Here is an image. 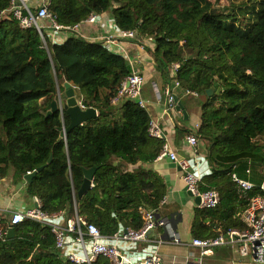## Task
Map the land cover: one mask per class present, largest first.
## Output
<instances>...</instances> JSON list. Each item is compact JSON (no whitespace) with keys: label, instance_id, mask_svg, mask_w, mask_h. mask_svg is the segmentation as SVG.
I'll use <instances>...</instances> for the list:
<instances>
[{"label":"trees","instance_id":"trees-1","mask_svg":"<svg viewBox=\"0 0 264 264\" xmlns=\"http://www.w3.org/2000/svg\"><path fill=\"white\" fill-rule=\"evenodd\" d=\"M10 1L0 0V179L9 169L19 181L46 166L26 187L41 211L62 212L64 221L76 213L107 237L139 230L145 211L160 218L163 178L129 167L155 161L163 142L149 135L150 117L135 101L111 103L131 74L128 60L80 36L53 40L45 29L41 38L34 28L1 17ZM50 11L64 26L110 13L118 31L135 32L154 45L147 50L162 76L179 65L176 79L196 94L200 119L194 132L182 134L195 135L206 153L210 173L201 178L200 190L215 189L220 198L215 209L194 210L192 237L245 229L249 200L264 193L243 192L232 175L248 180L249 167L264 172V0H52ZM65 84L97 116L61 138L68 115L48 113L59 95L65 102ZM91 168L90 187L79 197L84 171ZM2 227L14 236L0 240V264H75L56 249L49 227L31 220ZM91 264L112 262L98 256Z\"/></svg>","mask_w":264,"mask_h":264},{"label":"crops","instance_id":"crops-1","mask_svg":"<svg viewBox=\"0 0 264 264\" xmlns=\"http://www.w3.org/2000/svg\"><path fill=\"white\" fill-rule=\"evenodd\" d=\"M43 25H46V22H43ZM119 33L120 31L115 28L112 22L110 13L96 15L94 23L85 22L78 29L80 37L90 42L102 43L109 51L122 55L132 62V65L141 72L144 78L142 97L150 119L159 123L164 131L166 141L178 157H183L189 162L192 173L200 178L209 174L210 166L205 157L203 145L198 144L196 153H194L185 142L186 135L182 134L184 130L194 132L200 122L197 98L187 94L181 88H176L173 94L186 115L177 112L176 109L174 112L165 113V87L169 85L170 80L155 69L154 62L147 50V48L153 49L154 45L138 35L131 40L121 39L118 37ZM109 36L114 39V44L103 41V38ZM64 37L66 36L55 34V38L61 41L65 39ZM117 46H120L121 50ZM158 93L159 95H157ZM142 167L156 172L163 178L166 185L165 203L161 207L160 217L165 225L153 229L144 241L117 244L116 246L125 255L127 261L138 262L156 254L162 264H260L250 257L240 256L236 249L230 246L217 247L212 254L201 255L200 250L191 245L193 239L191 227L197 205L194 203V198L185 189L179 167L167 158H156L149 164L130 166L129 170ZM245 176L248 181L254 179L261 183L264 172L258 167H249ZM13 177L14 171L9 169L7 175L0 179V226L9 223L13 213H25L36 207V197H30L27 194V185L23 183V178L18 181ZM242 220L244 222L243 218ZM57 222L60 225L65 223L62 216L58 218ZM174 239L179 243H174ZM87 248H90L89 243ZM70 251L81 253L80 247L74 244L71 235L66 234L65 245L61 253L66 255Z\"/></svg>","mask_w":264,"mask_h":264},{"label":"built area","instance_id":"built-area-1","mask_svg":"<svg viewBox=\"0 0 264 264\" xmlns=\"http://www.w3.org/2000/svg\"><path fill=\"white\" fill-rule=\"evenodd\" d=\"M52 0H11L10 8L3 12L2 15H10L15 19L19 26L23 29L34 28L41 38H43L42 30L51 29L53 33H63L66 36H79L78 29L83 23H94L96 15H90L86 20L74 26H64L57 22L56 16L50 11V4ZM46 21L48 25L45 27L41 22ZM136 33L132 31H120L118 37L121 39H134ZM105 43L114 44V39L109 36L103 38ZM121 50L120 46H117ZM131 74L124 77L117 89L115 97L112 99V105L118 104L120 100L129 99L137 103L141 109L146 108V103L142 97V87L144 85V78L139 70H137L132 62L129 61ZM179 69L178 64H172L168 67L169 85L165 87V113L174 112L176 109L174 89H180V84L176 79V74ZM187 94L196 96L195 93ZM159 95V93L157 94ZM146 110V109H145ZM148 133L151 137L163 141V145L158 159L167 158L179 167L182 174V180L186 191L192 198L198 197L199 204L197 208L211 210L215 209L219 202V194L215 189L206 191L200 190L201 178L190 171L189 162L183 158L178 157L165 138L164 131L159 123L153 119L149 121ZM185 142L188 147L196 153L198 145L197 137L193 134L185 137ZM233 181L243 191L249 192L253 188H258L260 192L264 193V176L259 185L252 182L238 178L232 175ZM36 207L26 211L25 213H13L10 218V225L19 224L25 220H31L42 226L50 228L52 234L55 236L57 250H63L65 245L66 234L75 235L74 244L78 245L81 253L74 251L68 252L64 255L67 260L75 264H91L97 256H103L111 260L112 264H162L156 254L146 257L138 262L127 261L125 255L118 250V248L107 241L133 243L144 241L147 239L146 232L154 229L153 211H145L143 213V227L139 231L128 229L125 232L115 233L110 237L100 234L98 229L86 223L85 220L78 217L75 213L74 217L67 219L64 224H58L57 220L63 216L62 212L48 214L41 211L40 203L35 198ZM165 203L163 199L160 203L162 207ZM244 222L246 228L227 229L219 233L217 236L209 239H192L191 245L200 250L201 255H210L214 249L222 246H230L236 249L238 254L242 257H250L255 262L264 264V195H256L249 200L248 206L244 213ZM158 225H165L163 220L158 222ZM8 230L0 226V240L4 241L7 237ZM174 243H179L174 239ZM90 248H87V244Z\"/></svg>","mask_w":264,"mask_h":264},{"label":"water","instance_id":"water-1","mask_svg":"<svg viewBox=\"0 0 264 264\" xmlns=\"http://www.w3.org/2000/svg\"><path fill=\"white\" fill-rule=\"evenodd\" d=\"M65 88V102L63 104V109L66 112V114L68 115L69 119H70V124L67 128H60V137L61 138H65L66 135L75 127L82 125L84 122L91 120L93 118H95L97 116L96 110L89 108L86 110H81L80 106L77 104V101L75 99L74 96V92L71 89L69 84H65L64 85ZM220 89L216 90V95L220 94ZM214 93V89H210L208 91H206V95L208 97H211L212 94ZM176 102V111L177 112H181L184 116L186 115L185 111L183 110L182 106L177 102V100L175 99ZM58 110L57 107V103H53L51 105V112H49L48 114H51L52 112H56ZM185 119H187V117H185ZM51 159H49L48 163L50 162ZM46 166H42L37 168L35 171L26 174L23 177V183L26 185H29L32 181V179L41 171H43V169ZM95 172V168H91L88 170L84 171V181L80 187V190L78 191V196L81 197L90 187V183L92 181V177L93 174ZM190 195V194H189ZM194 203L195 205L199 204V198L195 197L194 198ZM159 218V216H156V219ZM151 233V231L147 232V235H149ZM14 236V231L12 228H10L8 230L7 233V239H11Z\"/></svg>","mask_w":264,"mask_h":264},{"label":"bare ground","instance_id":"bare-ground-1","mask_svg":"<svg viewBox=\"0 0 264 264\" xmlns=\"http://www.w3.org/2000/svg\"><path fill=\"white\" fill-rule=\"evenodd\" d=\"M6 12V11H5ZM8 16H10V15H6V16H3L2 14H1V17H3V18H7ZM43 22H46V21H43ZM43 22H41V25H43ZM48 25V23L46 22V25H43V26H47ZM45 29H43L42 30V32L44 31ZM47 30H49V31H51L52 32V39L54 40L55 39V34H62V35H64V36H66L65 34H63V33H53V31L51 30V29H46V31ZM67 37V36H66ZM66 37H64V38H66ZM77 101V104L80 106V108H81V110H86V108L82 105V103L80 102V101H78V100H76ZM57 107H58V111L59 112H62L64 109H63V104L64 103H62V101H61V98H60V95H59V97H58V99H57ZM89 109V108H88ZM97 113V112H96ZM62 128H64V127H62ZM157 216V215H156ZM156 216H154L153 215V222H154V224H155V227H154V229L157 227V226H164V225H158V222L161 220L160 218H157L156 219ZM144 224V223H143ZM94 226V225H93ZM143 227V226H142ZM142 227L139 229V230H141L142 229ZM126 230H128V229H126ZM126 230H124V231H122V232H125ZM131 230H133V229H131ZM139 230H135V231H139ZM153 230V229H152ZM152 230H149V231H152ZM99 231V230H98ZM148 232V231H147ZM147 232H146V236H147V238H148V236L149 235H147ZM101 234V233H100ZM107 237V236H106ZM107 243H111V244H114L115 246L117 245V244H119V243H124V242H113V241H111V240H109V241H107ZM117 247V246H116ZM118 248V247H117ZM118 250H120L119 248H118ZM98 257V256H97ZM103 257V256H102ZM106 258V257H105ZM111 261V260H110Z\"/></svg>","mask_w":264,"mask_h":264},{"label":"clouds","instance_id":"clouds-1","mask_svg":"<svg viewBox=\"0 0 264 264\" xmlns=\"http://www.w3.org/2000/svg\"><path fill=\"white\" fill-rule=\"evenodd\" d=\"M9 229H10V228H9ZM9 229H8V230H9Z\"/></svg>","mask_w":264,"mask_h":264},{"label":"rangeland","instance_id":"rangeland-1","mask_svg":"<svg viewBox=\"0 0 264 264\" xmlns=\"http://www.w3.org/2000/svg\"><path fill=\"white\" fill-rule=\"evenodd\" d=\"M198 146V145H197Z\"/></svg>","mask_w":264,"mask_h":264}]
</instances>
